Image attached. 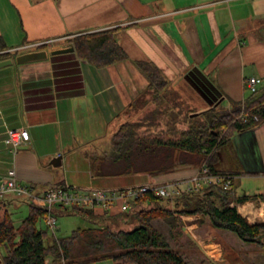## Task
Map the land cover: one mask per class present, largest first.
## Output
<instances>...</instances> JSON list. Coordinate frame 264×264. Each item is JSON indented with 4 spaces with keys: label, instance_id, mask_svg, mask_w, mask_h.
Segmentation results:
<instances>
[{
    "label": "crops",
    "instance_id": "obj_1",
    "mask_svg": "<svg viewBox=\"0 0 264 264\" xmlns=\"http://www.w3.org/2000/svg\"><path fill=\"white\" fill-rule=\"evenodd\" d=\"M105 30L114 31L128 59L97 67L75 50L50 54L75 35ZM0 37L5 51L48 52L43 60L0 68V176L13 168L19 182L37 192L61 183L81 191L161 184L198 168L179 165L157 175L94 173L95 154L108 152L103 143L117 126L147 117L146 107L155 102L137 60L153 63L167 79L165 105L197 113L217 102L229 107L232 100L243 101L246 77L264 82V0H0ZM19 127L29 138L14 150L5 143V131ZM232 141L240 170L234 197L264 193V121L235 131ZM58 155L61 163L54 166ZM21 202L29 203L7 194L0 206L10 214ZM230 205L251 223L264 221V201ZM209 230L214 236L226 232ZM46 264L62 263L47 258Z\"/></svg>",
    "mask_w": 264,
    "mask_h": 264
},
{
    "label": "trees",
    "instance_id": "obj_2",
    "mask_svg": "<svg viewBox=\"0 0 264 264\" xmlns=\"http://www.w3.org/2000/svg\"><path fill=\"white\" fill-rule=\"evenodd\" d=\"M76 55L97 67L108 66L128 59L127 52L117 41L113 30L86 32L71 38ZM43 46V45H42ZM7 49L0 37V59L16 55ZM146 76L154 98L167 85V79L153 63L135 62ZM221 104L210 107L185 119L186 127L170 129L167 137L139 133L138 124L126 121L111 136V148L102 163L93 159L94 173L124 175L142 173L157 175L170 172L179 165L196 167L206 160L216 172L240 174L236 168L233 133L255 127L264 121V82L255 93H248L243 101H230L229 107ZM243 113L244 117L239 115ZM174 122V119L171 120ZM220 162L228 167L219 168ZM264 201V193L230 195L210 186L201 192L183 193L172 200L148 192L131 202L133 227L113 228L103 224L115 220L116 215L105 212L96 216L92 210L75 208L59 213H78L95 226L71 231L68 236L49 239L45 228L37 227L48 210L29 202L28 214L18 226L6 210L0 214L1 264H46V259L62 264H93L108 261L110 264H187L181 251L170 243L180 237V215H194L198 222L213 229L233 233L244 243H253L264 250V221L249 222L231 201ZM168 203H170L168 205ZM127 211H124L126 214ZM165 226H167L165 230Z\"/></svg>",
    "mask_w": 264,
    "mask_h": 264
},
{
    "label": "rangeland",
    "instance_id": "obj_3",
    "mask_svg": "<svg viewBox=\"0 0 264 264\" xmlns=\"http://www.w3.org/2000/svg\"><path fill=\"white\" fill-rule=\"evenodd\" d=\"M71 38L69 39L67 46H72ZM18 53L22 52L18 51ZM12 57H14V55ZM150 89V93L155 102L151 105V107H146L147 117L144 118L141 116L139 119L130 121L138 124L137 126L139 133L150 136H162L165 138L167 137L170 129L178 130L185 128V119L198 114L193 108H181L180 105H177V108L174 109L173 107H169L168 103L165 105V102H163L162 99L165 92H163V90L160 91V98L157 99L154 98V93L152 92L151 87ZM245 93H249L247 89H245ZM211 94H214L212 90ZM220 106L221 108L225 107L222 105ZM157 115H161V122H158V119L156 118L158 117ZM172 119H174V122L171 121ZM111 136L108 141L103 143V146L107 148L108 152L111 148ZM101 152L102 151H100L98 154H95V161L102 163L105 167V161L103 162L102 159L108 154V152H106L105 149L102 153ZM217 166L219 168L224 167V163L220 162ZM233 197L234 193L232 188L230 198ZM169 204L170 203H168V205ZM115 205L117 213L112 215L117 214L116 219L109 221L106 220L103 224H109L113 228L120 227L129 229L133 227L135 221L130 215L132 211H127L128 213L126 214L125 212L120 211L119 202H115ZM2 209V206H0L1 212ZM28 210L29 204L24 202H21L18 204V206L13 208L9 215L15 226L20 224L22 219L28 214ZM186 216L188 215H180V219L182 221L181 236L174 239L170 238V243L173 245V247L182 252L187 264H264V250L262 248L256 246L253 243H244L240 241L233 233H228L227 231H217V233L214 232L216 234L214 236L209 230L210 225L206 224L207 222L201 224V222H198L199 220L197 216L191 215V219L185 218ZM193 223H197L198 226L192 227ZM56 226V237L61 238L68 236L71 231L77 227L86 228L95 226V224L90 221H86L78 213L58 212L56 213ZM37 227L45 228L47 230L49 239L52 237L50 230L46 228L43 219L37 223ZM166 228L167 226H165V230ZM2 251L3 249L0 248V253ZM96 263L99 262H95L93 264Z\"/></svg>",
    "mask_w": 264,
    "mask_h": 264
},
{
    "label": "built area",
    "instance_id": "obj_4",
    "mask_svg": "<svg viewBox=\"0 0 264 264\" xmlns=\"http://www.w3.org/2000/svg\"><path fill=\"white\" fill-rule=\"evenodd\" d=\"M262 83V78L258 76H249L243 80L244 87L249 93L257 92ZM239 117L243 118L244 114L241 113ZM28 138V131L22 127L8 128L5 131V143L10 144L14 150L19 148ZM235 177L229 172L213 171L204 160L191 175L161 184L142 183L110 189L93 187L81 191L67 183H61L51 184L42 191L37 192L33 186L19 182L15 170L10 168L0 176V199L7 194H13L46 208L48 213L43 219L44 223L46 228L50 230L52 237L57 238V209L66 212L75 208L90 209L92 211L103 208L106 210L105 212H111L109 214L112 215L116 206L115 202H119L120 211L124 212L129 209L131 202L148 192L172 200L180 194L201 192L210 186L217 187L220 191L230 195Z\"/></svg>",
    "mask_w": 264,
    "mask_h": 264
},
{
    "label": "water",
    "instance_id": "obj_5",
    "mask_svg": "<svg viewBox=\"0 0 264 264\" xmlns=\"http://www.w3.org/2000/svg\"><path fill=\"white\" fill-rule=\"evenodd\" d=\"M74 47L73 46H66L63 48H58V49H54L50 51V54H56V53H63V52H68V51H73ZM48 56V52L46 49H35V50H29V51H25L22 53H18L17 55L14 56L13 58H3L0 59V68L4 67L6 65H9L11 63H13V61L17 64H21V63H27V62H32V61H37V60H43L45 58H47ZM219 102H217L215 104V106L218 104ZM9 148H12V146L10 144H7ZM51 163L54 166H58L61 163V156H55L52 160Z\"/></svg>",
    "mask_w": 264,
    "mask_h": 264
}]
</instances>
